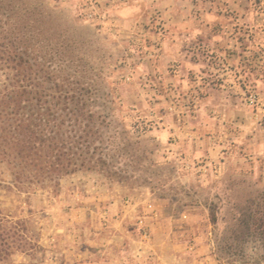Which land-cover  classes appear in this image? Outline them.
<instances>
[{
  "label": "rangeland",
  "instance_id": "rangeland-1",
  "mask_svg": "<svg viewBox=\"0 0 264 264\" xmlns=\"http://www.w3.org/2000/svg\"><path fill=\"white\" fill-rule=\"evenodd\" d=\"M172 5L193 36L166 26L158 6ZM0 13L27 58L69 77L65 135L95 160L21 187L0 163V264H264V0H0ZM175 38L195 69L150 71Z\"/></svg>",
  "mask_w": 264,
  "mask_h": 264
},
{
  "label": "trees",
  "instance_id": "trees-1",
  "mask_svg": "<svg viewBox=\"0 0 264 264\" xmlns=\"http://www.w3.org/2000/svg\"><path fill=\"white\" fill-rule=\"evenodd\" d=\"M2 19L0 13V163L7 166L12 184L43 186L95 164L83 136L65 135L76 131L71 121L79 117L69 107L77 98L68 88L69 77L59 82L42 62L27 58L26 48L9 37L21 30L7 28ZM74 125L84 132L80 123ZM5 235L0 226L1 241Z\"/></svg>",
  "mask_w": 264,
  "mask_h": 264
},
{
  "label": "crops",
  "instance_id": "crops-1",
  "mask_svg": "<svg viewBox=\"0 0 264 264\" xmlns=\"http://www.w3.org/2000/svg\"><path fill=\"white\" fill-rule=\"evenodd\" d=\"M156 5L154 4L152 7L155 8L157 7ZM137 9L138 7L135 4L130 7H123L119 12H121L122 14L128 13L129 11H130L129 13H133ZM158 9H160L161 13L166 17L165 20L167 27L176 26L177 29L184 30L185 32L182 33L184 37L185 36L191 37L194 35V33L191 30V27H189L187 30L184 28V24L186 23L185 21L187 19L186 14H189L188 10L181 11L180 7L176 5L167 6L166 8L158 6ZM189 19H193L192 15L189 17ZM179 40H180L179 38H175L174 40H170V42H168L167 40L162 42V48H161L162 51L159 54H157L158 59L153 60L152 64L150 65V71L163 73L166 70V62L168 60H178L180 62L184 61L187 63L186 68H182L183 65H181L180 63L178 71L184 70L187 72L195 69V67L197 66L196 61L187 59V57L185 56H181V58H178V54L174 53L176 46L179 45ZM167 48H170V51L172 52L170 53L165 52Z\"/></svg>",
  "mask_w": 264,
  "mask_h": 264
}]
</instances>
